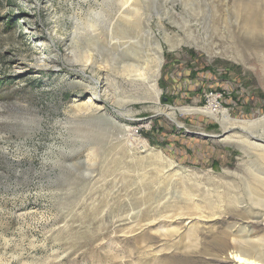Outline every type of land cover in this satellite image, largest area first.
I'll return each mask as SVG.
<instances>
[{
	"label": "rangeland",
	"instance_id": "rangeland-1",
	"mask_svg": "<svg viewBox=\"0 0 264 264\" xmlns=\"http://www.w3.org/2000/svg\"><path fill=\"white\" fill-rule=\"evenodd\" d=\"M121 2L0 0V264H235L222 239L264 236L242 230L253 151L176 109L264 115V0H139L134 24ZM158 42L156 100L121 66ZM217 179L233 211L201 196Z\"/></svg>",
	"mask_w": 264,
	"mask_h": 264
},
{
	"label": "bare ground",
	"instance_id": "bare-ground-1",
	"mask_svg": "<svg viewBox=\"0 0 264 264\" xmlns=\"http://www.w3.org/2000/svg\"><path fill=\"white\" fill-rule=\"evenodd\" d=\"M138 1L139 0H122L121 8L119 9V14L126 18L127 23L132 20L131 24H134L135 18L139 16L138 9L140 8H138ZM145 25L148 27L147 29H149L150 32L153 33V31L151 30V26L149 25L148 19L145 21ZM171 48L174 47L171 46ZM153 53H155V56L153 58H149V56H146L144 54L146 58H144L142 62H139L138 60H130L125 62L121 66V69L128 75L131 81L138 82L144 86H148L154 92L156 97L155 99L157 100L160 92L157 86V81L159 76V69L162 63V48L159 42L155 45V50H153ZM91 87L95 95V84L93 83ZM100 98L101 97L99 95L98 100L101 103L106 97L102 99ZM95 106L99 108L102 105L95 104ZM174 109L175 108L173 107L164 108L161 109L157 114L163 113L169 118L174 119L177 115V112ZM176 109L177 111H181L184 113L198 112L213 118L220 125L221 132H223V134H226L224 138L234 143L235 145H238L239 148H241L246 153V155L249 154V151H253V155H255L257 159L252 161L246 160V163L244 162L245 164L243 166V169L245 173L243 177H240H242L241 180H243V185L241 186L243 189V193L248 197L250 204L256 206L258 210L255 212H250L252 209L246 210L251 214L247 218L248 221L246 220V223L244 224L242 230L246 231L247 229V232H254L256 230V224H261L264 226V115L253 119L233 118L228 113L227 109H223L216 105L214 99L209 100L208 103L204 106H180ZM126 129L129 136L135 135L130 127L126 126ZM137 138L139 139V137ZM137 138L133 137L131 138V141H137ZM141 143L143 147L146 146V143ZM171 165L173 166L174 163L172 161H169V166ZM228 171L226 170L224 171V173L229 174ZM214 178L210 177L207 181H213ZM220 179L216 180L218 181L217 184L215 183L212 185V182H210V184L208 183L209 186L205 188V190L203 189L201 196L203 195L204 198L208 200V202L214 203L215 198L214 200L209 199V195L213 193L215 194L217 199H219V202L222 203L220 206L225 207L229 211H233L235 207V205L233 206V204L240 205L242 202L240 201V198L242 197L241 194L236 191L239 186L235 184L236 182L234 180L230 181L225 179L224 181H222ZM196 183L197 185H199V181H196ZM203 186H205V183L203 184ZM205 196H208V198H206ZM220 206L218 208H220ZM248 236L249 235L246 234L245 237H240V239L237 241L230 239L231 242L229 241L227 243L223 241L224 239L221 238L222 240L220 243V247H224L226 249L231 248V250L229 251L228 258H230L231 261L235 264H264V236L252 238Z\"/></svg>",
	"mask_w": 264,
	"mask_h": 264
}]
</instances>
